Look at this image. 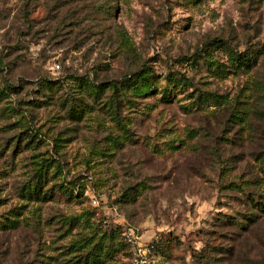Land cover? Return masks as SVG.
<instances>
[{"label": "rangeland", "instance_id": "1", "mask_svg": "<svg viewBox=\"0 0 264 264\" xmlns=\"http://www.w3.org/2000/svg\"><path fill=\"white\" fill-rule=\"evenodd\" d=\"M214 38L261 54L210 72ZM143 66L155 90L116 106ZM262 190L264 0H0V264H96L100 238L101 264H130L128 228L151 264H264V214L232 222Z\"/></svg>", "mask_w": 264, "mask_h": 264}, {"label": "trees", "instance_id": "2", "mask_svg": "<svg viewBox=\"0 0 264 264\" xmlns=\"http://www.w3.org/2000/svg\"><path fill=\"white\" fill-rule=\"evenodd\" d=\"M219 48L226 51V54L228 55L229 64L227 65L224 63L217 64V62L212 61L213 60L212 51H215V49L218 50ZM202 49H203V53L199 54V59L203 60V63L206 66H208L207 69L210 72L213 71L211 66L215 67L214 71L217 74H221L223 72L228 73L230 69L226 68V66H229V68H232L234 72L240 71V70H248L256 64L259 54H261L259 50L251 51L252 55L249 54L248 50L247 51H234L226 41L220 38H214L212 40V44L209 47L207 48L204 47ZM169 76L171 77V79L169 80L170 82H172L173 87L181 85L180 81H182V79H180V77H177L176 75H172V73H170ZM155 77L157 76L153 73V70L147 66L139 67L138 69L134 71L126 72L123 75L122 79L118 81V83L112 85L114 89L113 95L115 98L117 95L119 98L125 97V96H131L133 99H135L139 97L141 94H145L149 92L150 90H155L156 88L154 85ZM98 85L99 86H96V88L104 87V85L106 84L105 82H103V83H99ZM162 94H163L162 98L166 97L167 91H164ZM213 96L214 95H212L210 92H204V93L200 92L199 95L196 96V100L201 105L204 103H208L209 98H212ZM119 100L121 99L116 98V106L120 102ZM44 174L45 172L42 173L39 171L38 177L36 181L34 182V186L32 187V189L27 191V195L30 199L39 200L43 198L44 194H46L47 189H44V192H42V187H44L43 186L44 181L42 180ZM246 202L248 204L249 210L243 213L244 221H239L237 219H234L232 222L239 224L242 227V229L252 227V230H253L258 227L259 223L261 222V215L264 214V190H262L259 193L252 192L250 195L247 196ZM16 215H13V217L15 218ZM14 218L9 219L10 224L14 223L13 226L10 228H17V225L15 224L17 221ZM3 226L4 225H1L0 228H3ZM4 228H7V227H4ZM156 244H157V241H152L153 246H156ZM123 245L124 247L125 245L127 247V254H128V259H129L130 258V246L126 241H125V244ZM83 246L85 247L86 245H83ZM102 248H103V240L102 238H100L99 241L94 243V245L87 250V253H92V255H96L99 257L100 256L99 254L101 253ZM94 250L95 252H91ZM98 257L93 259V261L96 262V264L97 263L101 264L102 261H98L97 260ZM127 264H129V260L127 261Z\"/></svg>", "mask_w": 264, "mask_h": 264}, {"label": "built area", "instance_id": "3", "mask_svg": "<svg viewBox=\"0 0 264 264\" xmlns=\"http://www.w3.org/2000/svg\"><path fill=\"white\" fill-rule=\"evenodd\" d=\"M91 204L96 206L98 204V200L93 198L91 200ZM124 237L130 246V264H151L149 253L153 248L152 241L149 243L142 242L141 236L134 228H128V230L124 233Z\"/></svg>", "mask_w": 264, "mask_h": 264}]
</instances>
